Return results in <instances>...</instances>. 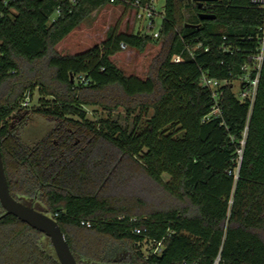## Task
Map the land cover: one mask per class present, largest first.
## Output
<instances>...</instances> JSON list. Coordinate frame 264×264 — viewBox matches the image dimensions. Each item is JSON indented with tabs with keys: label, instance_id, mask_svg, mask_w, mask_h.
Returning a JSON list of instances; mask_svg holds the SVG:
<instances>
[{
	"label": "trees",
	"instance_id": "1",
	"mask_svg": "<svg viewBox=\"0 0 264 264\" xmlns=\"http://www.w3.org/2000/svg\"><path fill=\"white\" fill-rule=\"evenodd\" d=\"M136 1L151 0H0V147L11 193L55 218L84 264H264V63L253 106L229 83L222 116L204 119L214 99L200 84L203 73L237 78L263 11L251 0L201 8L165 0L164 48L146 78L127 75L112 56L123 43L144 51L158 39L148 33H111L76 54L55 50L97 9ZM93 105L138 114L131 126L110 115L92 120ZM37 117L50 127L30 144L23 132ZM163 238L160 253L145 255L144 242ZM0 264L61 263L48 236L6 215Z\"/></svg>",
	"mask_w": 264,
	"mask_h": 264
},
{
	"label": "rangeland",
	"instance_id": "2",
	"mask_svg": "<svg viewBox=\"0 0 264 264\" xmlns=\"http://www.w3.org/2000/svg\"><path fill=\"white\" fill-rule=\"evenodd\" d=\"M165 0H156V9L158 13L164 11ZM190 9H184L186 15ZM138 10L130 3L108 4L94 11L87 19H85L75 30L65 37L55 50L61 54H76L91 48L95 44H102L111 33L134 32L148 33L152 35L159 30L161 25L160 14L155 16L156 25L153 29L147 28L146 17L141 19L138 17ZM165 38L160 36L157 40L148 44L144 51L127 46L121 48L112 60L117 66L124 70L127 75L135 74L142 78H146L156 71L157 59L164 48ZM38 99L37 92L35 99L30 105L36 104ZM89 118L97 120L98 117H106L110 115L113 119L119 121L122 125L131 126L134 122L135 115L129 114L124 108L119 107L112 112L104 109L102 106H87ZM50 125L44 118L37 117L29 121L23 132V139L28 143H33L37 137L42 136ZM168 176H165L167 179ZM149 193L144 194V199H149ZM153 245L146 243L142 245L145 255H149Z\"/></svg>",
	"mask_w": 264,
	"mask_h": 264
},
{
	"label": "built area",
	"instance_id": "3",
	"mask_svg": "<svg viewBox=\"0 0 264 264\" xmlns=\"http://www.w3.org/2000/svg\"><path fill=\"white\" fill-rule=\"evenodd\" d=\"M71 1L75 2L76 0H71ZM251 1L257 4L262 9L263 15H264V0H251ZM134 7L139 11L138 12L139 18L144 19L146 17L148 29H153V27L156 25L155 16L157 14H160L161 24H162V19H163L162 13L163 12L162 13L157 12L156 0H151L150 3L146 5H141L139 1H136L134 3ZM160 27L158 31H155L152 34L154 38L159 37ZM256 39H257L256 48L247 54L246 61L241 66V73L237 76V78H234L235 80L233 81H230L229 79L221 80V79L210 77L207 73L202 74L201 79H200V84L201 86L209 89L212 92V96L214 99L213 108L211 112L204 119H210L213 117L222 116V109L220 106V98H221L220 89L229 83H232V86L236 90L239 100L241 102H249L251 106H253L256 96H257L259 80H260L261 72L263 69V63H264V19H263L262 24L258 28ZM121 47L126 48L127 45L123 43ZM201 47H202V44L200 43L194 48V50L201 48ZM205 50L207 51L208 48H205ZM193 51H192V54H193ZM174 60L176 62H181L183 60V57L182 55H175ZM247 133H248V125H246L243 131V137L240 140V147L237 149V157L235 159L236 165H235V170H234L236 178H238V171L240 169L241 162L243 159V153H244ZM82 224L88 227L91 226L90 222H83ZM144 230L145 229H142L140 227L135 228V232L137 234H142ZM150 243L153 245L152 253L153 254L160 253L162 251V248L164 247L165 238H163L160 241L150 240Z\"/></svg>",
	"mask_w": 264,
	"mask_h": 264
},
{
	"label": "water",
	"instance_id": "4",
	"mask_svg": "<svg viewBox=\"0 0 264 264\" xmlns=\"http://www.w3.org/2000/svg\"><path fill=\"white\" fill-rule=\"evenodd\" d=\"M216 0H187L188 3H197L201 8L206 2ZM201 19H214V14L201 13ZM0 116V127H1ZM0 202L5 209V213L0 215V219L6 215H14L31 227L43 232L50 238L56 255L61 264H84L79 262L68 243L64 231L55 218L46 214L32 205H27L13 196L10 190L3 154L0 147ZM117 264H143V263H117Z\"/></svg>",
	"mask_w": 264,
	"mask_h": 264
}]
</instances>
